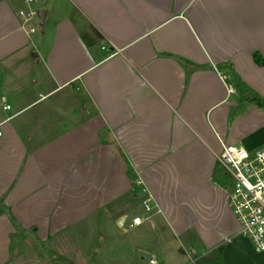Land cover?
Wrapping results in <instances>:
<instances>
[{"label":"crops","instance_id":"1","mask_svg":"<svg viewBox=\"0 0 264 264\" xmlns=\"http://www.w3.org/2000/svg\"><path fill=\"white\" fill-rule=\"evenodd\" d=\"M231 70L264 99V0H0V264L84 262L146 201L129 229L158 220L177 264H264L213 179L226 145L264 151Z\"/></svg>","mask_w":264,"mask_h":264},{"label":"built area","instance_id":"2","mask_svg":"<svg viewBox=\"0 0 264 264\" xmlns=\"http://www.w3.org/2000/svg\"><path fill=\"white\" fill-rule=\"evenodd\" d=\"M28 3H33V0H28ZM39 13V10L21 12L22 28L34 34L36 31L31 23L34 17L39 19ZM5 109L10 110V107ZM0 137H2L1 131ZM217 160L231 182L229 203L240 224V235L251 242L257 253L262 254L264 253V151L249 152L240 146L226 145ZM144 207L147 213H153L154 208L150 201H146ZM143 223L141 217L133 218L129 228L134 229ZM151 264L156 262L151 261Z\"/></svg>","mask_w":264,"mask_h":264},{"label":"rangeland","instance_id":"3","mask_svg":"<svg viewBox=\"0 0 264 264\" xmlns=\"http://www.w3.org/2000/svg\"><path fill=\"white\" fill-rule=\"evenodd\" d=\"M31 25L36 33L39 34L42 26L37 17L33 18ZM140 204L141 206L131 211V218L137 214L142 219H145L153 214L147 213L142 202ZM154 222L156 225L158 224V220L153 219L152 222L135 230H130L127 225L124 228H117L115 226L108 228L104 222H100L98 225L100 227L104 225V231L102 230L103 233H101L100 238L96 237L94 240L95 244L89 252L87 260L79 264H151V261H155L156 264H177L180 261L188 259L190 256L189 254H184L186 249L181 243L170 235L169 232H161L158 225H153L155 224ZM106 235L110 236V239L103 243L102 239ZM87 241H89L87 238L80 240L83 247L80 243L76 244L73 242V245L69 248L70 251H73L77 255V251H81L82 248L86 250ZM31 247L27 245L25 250ZM38 248L39 250L37 251L40 252L43 260L55 257V255L46 252L43 247L38 246ZM19 250L20 247L17 245L16 251L18 252ZM70 259H73V257ZM65 264L69 263L66 261Z\"/></svg>","mask_w":264,"mask_h":264},{"label":"trees","instance_id":"4","mask_svg":"<svg viewBox=\"0 0 264 264\" xmlns=\"http://www.w3.org/2000/svg\"><path fill=\"white\" fill-rule=\"evenodd\" d=\"M224 70L226 68H220ZM232 73V81L234 85L239 89L242 94V99L239 102L238 108L234 110V113H240L244 110V108L248 105H254L261 110H264V99L252 90L243 80L233 71ZM214 181L221 187L227 188L230 185V180L227 177L225 171L222 167H216L213 174ZM55 264H63L65 262L61 258H57L54 260ZM197 264H223L222 259L217 251L212 252L206 258L199 259Z\"/></svg>","mask_w":264,"mask_h":264},{"label":"water","instance_id":"5","mask_svg":"<svg viewBox=\"0 0 264 264\" xmlns=\"http://www.w3.org/2000/svg\"><path fill=\"white\" fill-rule=\"evenodd\" d=\"M45 17H46V11H40L39 19H40L41 26L43 27L45 25Z\"/></svg>","mask_w":264,"mask_h":264}]
</instances>
